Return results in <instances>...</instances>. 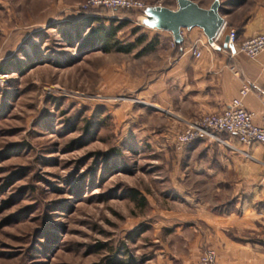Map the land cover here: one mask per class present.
<instances>
[{
  "label": "rangeland",
  "instance_id": "374dc122",
  "mask_svg": "<svg viewBox=\"0 0 264 264\" xmlns=\"http://www.w3.org/2000/svg\"><path fill=\"white\" fill-rule=\"evenodd\" d=\"M8 1L14 16L0 11V264H186L155 260L157 243L173 233L155 228L152 208L180 201L159 139L146 135L152 146L143 130L127 129L128 90L121 66L109 65L122 55L81 43L88 29L72 21L90 11H78L83 0ZM117 9L125 22L116 37L135 39L145 14Z\"/></svg>",
  "mask_w": 264,
  "mask_h": 264
},
{
  "label": "crops",
  "instance_id": "0c3cea01",
  "mask_svg": "<svg viewBox=\"0 0 264 264\" xmlns=\"http://www.w3.org/2000/svg\"><path fill=\"white\" fill-rule=\"evenodd\" d=\"M150 1L176 5V0ZM218 1L224 26L217 47L211 48L202 27L193 25L181 28L177 52L171 31L148 25L144 15L136 22L142 30L135 46L110 50L122 55L109 65L121 66L128 90L127 129L133 135L143 130L152 146L150 139H159L173 169L170 181L177 186L178 205L152 208L155 228L173 233L172 240L167 235V241H159L153 250L157 262L180 259L191 264L206 247H212L217 264H264V142L242 143L224 131L219 133L225 136L218 133L213 140L190 139L179 150L171 142L186 119L227 106L243 78L252 82L243 95V106L255 112V121L264 108V47L255 57L240 51L231 54L223 38L228 26L235 28L237 41L263 29L264 0ZM13 8V3L0 0V11L6 16H14ZM53 12L61 16L60 3ZM45 14L38 12L36 19H46ZM12 36L7 44L14 48L17 43ZM191 44L199 47L198 56L191 53Z\"/></svg>",
  "mask_w": 264,
  "mask_h": 264
},
{
  "label": "built area",
  "instance_id": "2783aa9c",
  "mask_svg": "<svg viewBox=\"0 0 264 264\" xmlns=\"http://www.w3.org/2000/svg\"><path fill=\"white\" fill-rule=\"evenodd\" d=\"M146 3L143 0H83L78 5L80 10H92L97 7L106 8H143ZM223 24V23H222ZM224 24L219 31L212 36V40L208 41V45L217 47V38L222 32ZM227 46L230 47L229 53L234 54L236 51L244 52L249 57H255L260 49L264 47V28L255 34L236 40V30L233 26L226 28ZM193 55L198 56L199 47L195 44L189 46ZM234 72H238L236 68L230 66ZM252 82L243 78L238 89V94L233 96L227 106L220 110L201 113L199 116L186 119L180 129L174 133L171 142L174 147L181 149L187 141L193 138L209 139L216 138L221 132L232 133L237 140L242 143H252L254 141L264 142V108L259 112V120L255 121V112L243 106V95L252 87ZM257 93H261L258 89ZM264 238V233L262 234ZM191 264H217L215 258V250L212 247H206Z\"/></svg>",
  "mask_w": 264,
  "mask_h": 264
},
{
  "label": "water",
  "instance_id": "95a60500",
  "mask_svg": "<svg viewBox=\"0 0 264 264\" xmlns=\"http://www.w3.org/2000/svg\"><path fill=\"white\" fill-rule=\"evenodd\" d=\"M218 4V0H211L207 6L195 0H176L174 7L152 3L145 5L142 12L148 25L169 29L175 41L181 40V28L193 25H200L208 41H211L224 20L217 9ZM223 38L226 45L228 38L226 35Z\"/></svg>",
  "mask_w": 264,
  "mask_h": 264
},
{
  "label": "trees",
  "instance_id": "16d2710c",
  "mask_svg": "<svg viewBox=\"0 0 264 264\" xmlns=\"http://www.w3.org/2000/svg\"><path fill=\"white\" fill-rule=\"evenodd\" d=\"M142 9V8H139ZM117 8L97 7L85 13V15L79 21H72L73 26L77 29L81 27H87V32L82 36L81 43H88L94 45L96 48H100L103 51L115 50H128L135 46V43L139 39L136 36L134 41L121 42L116 33L124 24V20H120L121 16L117 13ZM143 11V10H142ZM107 20V23L105 21ZM182 40L175 41L176 51H180V45ZM6 66V63L0 64V71ZM8 69V68H7ZM222 132V131H221ZM132 196H137L139 202L145 203V197L137 188H132Z\"/></svg>",
  "mask_w": 264,
  "mask_h": 264
}]
</instances>
